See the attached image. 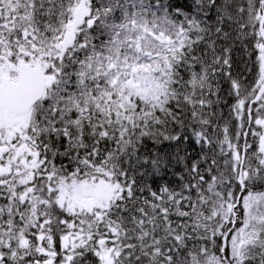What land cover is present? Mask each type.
<instances>
[{
  "label": "snow or ice",
  "instance_id": "snow-or-ice-1",
  "mask_svg": "<svg viewBox=\"0 0 264 264\" xmlns=\"http://www.w3.org/2000/svg\"><path fill=\"white\" fill-rule=\"evenodd\" d=\"M0 264H264V0H0Z\"/></svg>",
  "mask_w": 264,
  "mask_h": 264
}]
</instances>
